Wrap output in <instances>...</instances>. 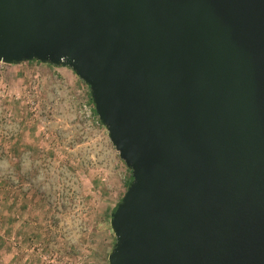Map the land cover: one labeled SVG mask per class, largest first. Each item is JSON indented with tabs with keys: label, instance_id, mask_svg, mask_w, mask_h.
I'll return each instance as SVG.
<instances>
[{
	"label": "water",
	"instance_id": "1",
	"mask_svg": "<svg viewBox=\"0 0 264 264\" xmlns=\"http://www.w3.org/2000/svg\"><path fill=\"white\" fill-rule=\"evenodd\" d=\"M71 68L133 179L109 264H264V0H0V62Z\"/></svg>",
	"mask_w": 264,
	"mask_h": 264
},
{
	"label": "rangeland",
	"instance_id": "2",
	"mask_svg": "<svg viewBox=\"0 0 264 264\" xmlns=\"http://www.w3.org/2000/svg\"><path fill=\"white\" fill-rule=\"evenodd\" d=\"M90 97L69 67L0 62V264H109L132 171Z\"/></svg>",
	"mask_w": 264,
	"mask_h": 264
},
{
	"label": "trees",
	"instance_id": "3",
	"mask_svg": "<svg viewBox=\"0 0 264 264\" xmlns=\"http://www.w3.org/2000/svg\"><path fill=\"white\" fill-rule=\"evenodd\" d=\"M50 66H53V65H51V64H49ZM90 96H91V93H90ZM90 99H91V103H93V100H92V97H90ZM93 113H94V116H93V121H94V123H97V124H99V125H101V126H104L102 123H101V121H100V119H99V117H98V115H97V112H96V110H95V107L93 108ZM132 179H133V176L131 175V180L127 183V185H129L130 184V182L132 181ZM4 190H5V180L4 179H0V191H2V192H4ZM39 201V200H38ZM37 201V202H38ZM41 201H42V199H41ZM119 203V202H118ZM118 203L111 209V213H112V211L117 207V205H118ZM111 213H109V215H108V219H109V221H110V218H111Z\"/></svg>",
	"mask_w": 264,
	"mask_h": 264
}]
</instances>
